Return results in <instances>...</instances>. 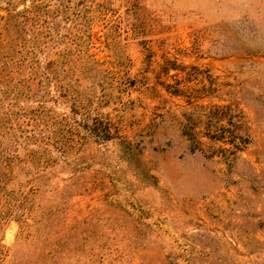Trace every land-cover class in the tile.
Here are the masks:
<instances>
[{
  "label": "rangeland",
  "instance_id": "1",
  "mask_svg": "<svg viewBox=\"0 0 264 264\" xmlns=\"http://www.w3.org/2000/svg\"><path fill=\"white\" fill-rule=\"evenodd\" d=\"M32 2L0 264H264V0Z\"/></svg>",
  "mask_w": 264,
  "mask_h": 264
},
{
  "label": "trees",
  "instance_id": "2",
  "mask_svg": "<svg viewBox=\"0 0 264 264\" xmlns=\"http://www.w3.org/2000/svg\"><path fill=\"white\" fill-rule=\"evenodd\" d=\"M6 6H0V10L4 9L5 13L0 12V83L6 77H9V73L14 70L9 67H17L21 65L19 58H14L11 54L14 50V45L17 43L19 46H26L28 40L25 37L20 36V24L30 21L36 14L33 8L36 6L35 2H32L29 6H24L23 8L12 7L13 0H6ZM11 27H16L12 32ZM38 30V29H37ZM39 31V30H38ZM14 33H16L14 35ZM34 39L37 35H33ZM34 42L31 44L33 47ZM2 120H0L1 125ZM32 150V149H30ZM15 154L5 153L0 150V189L4 188L7 181H9L13 176V167L11 159L14 158Z\"/></svg>",
  "mask_w": 264,
  "mask_h": 264
}]
</instances>
